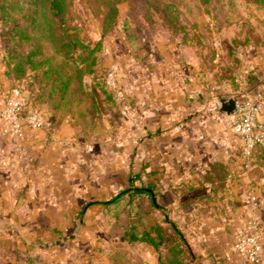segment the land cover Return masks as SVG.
I'll use <instances>...</instances> for the list:
<instances>
[{
  "label": "rangeland",
  "instance_id": "rangeland-1",
  "mask_svg": "<svg viewBox=\"0 0 264 264\" xmlns=\"http://www.w3.org/2000/svg\"><path fill=\"white\" fill-rule=\"evenodd\" d=\"M70 1L67 13L54 17L53 34L44 22L46 17L52 18L50 11L44 15L36 0H0V113L8 108L5 95L13 102H23L20 96L9 95L10 88L19 87L27 97L20 115L25 119L39 113L42 124L37 130L43 135V146L48 144L53 125L62 122L70 134L68 144L74 152L85 154V161L94 163L93 169L115 139L121 154V185L116 192L134 184L127 176L131 167L128 152L143 140L129 137L128 109L139 87L156 84L189 89L191 101H197L200 93L219 115L217 101L224 96L236 97L241 105L253 101L261 106L247 65L254 45L243 42L260 38L264 0ZM19 29L27 32L29 43L18 45ZM31 48L38 53L17 73L12 62ZM89 49L94 52L90 66V57L86 64L82 62ZM234 60L242 63L236 67ZM88 67L93 68L95 79L106 81L115 92L113 103L105 100ZM63 81L68 86L60 90ZM228 120L222 128L232 138H239L233 150L243 157L245 170L251 173L248 178L254 180L251 158L255 150L249 156L245 153L241 137ZM25 140L13 141L0 132V246H4L0 264H160L167 251L164 245L156 250L146 241H129V235L139 236L165 219L175 222L193 243L198 227L177 216L166 192H157L156 205L146 195L136 199L124 194L117 203L96 207H88L87 201L78 205L75 200L72 207L65 208L71 219L52 220L56 210L65 211L55 207L48 189L30 188L39 179L36 161L25 152L29 149ZM143 182L135 183L145 186ZM254 187L246 191L242 229L229 243L241 264H264L261 253L257 262H250L237 247L251 233L253 220L261 246L260 196L254 198ZM188 193L194 195L192 190ZM71 234L72 238L53 244ZM192 261L188 258V264Z\"/></svg>",
  "mask_w": 264,
  "mask_h": 264
},
{
  "label": "crops",
  "instance_id": "crops-1",
  "mask_svg": "<svg viewBox=\"0 0 264 264\" xmlns=\"http://www.w3.org/2000/svg\"><path fill=\"white\" fill-rule=\"evenodd\" d=\"M260 37L264 41V29ZM252 50L254 53L247 55V65L256 90L255 99L260 98V120L264 122V44L260 49L254 47ZM137 93L128 109L129 127L132 128L129 137L136 141L140 136L143 141L128 152L131 167L127 176L130 182H134L129 189L143 187L147 192L151 190L154 196H158L157 192H166L169 206L177 209V216L184 222L196 224L198 229L192 235V244L184 235L191 251L198 256V261L193 260L190 264H241L229 243L242 229L245 221L243 207L248 205L246 191L254 184L252 190L256 194L253 196H260L257 202L261 211V256L264 262V153L253 154L252 167L256 177L250 180L248 175L251 173L245 170L243 157L233 150L240 142L239 138H232L224 130L228 114L219 110V115L215 107L204 103L200 93L197 101H191L189 89L153 84L139 87ZM66 126L62 122L58 126L54 124L45 146L40 130L28 126L24 127L20 139H26L24 145L29 149L25 152L36 161L38 170L39 182H34L30 188L48 189L55 207H63L65 211L56 210L54 221H57L55 218L60 221L71 219V213L67 214L65 208L72 207L75 200L78 205L87 201L85 205L88 207L105 206L94 203L108 200L118 193L121 185V154L114 145L117 141L111 139L110 151L98 157L93 169L90 166L94 163L88 164L85 154L74 152L68 144L71 140ZM134 179H144L145 186L137 185ZM188 185L195 188L194 195L181 194ZM204 194L211 197L206 213L199 212L195 216L180 210L183 200ZM143 195L156 205L151 195L133 194L136 199ZM2 248L4 246H0Z\"/></svg>",
  "mask_w": 264,
  "mask_h": 264
},
{
  "label": "trees",
  "instance_id": "trees-1",
  "mask_svg": "<svg viewBox=\"0 0 264 264\" xmlns=\"http://www.w3.org/2000/svg\"><path fill=\"white\" fill-rule=\"evenodd\" d=\"M38 3H40L43 7V14L45 15L44 11L49 10L50 14L52 15V18L46 17L44 22L46 21L47 30L55 34L54 30V24L56 23V20L54 17L64 16L65 13L69 10V4L70 0H36ZM40 1V2H39ZM33 23H35L33 21ZM33 27V25H31ZM20 34V40L18 42V45H23L25 42L29 43L30 37L28 36L27 32L24 30L18 31ZM57 35V34H56ZM75 40V38H73ZM77 40V39H76ZM73 41V40H72ZM68 42V41H67ZM71 41L69 40V45ZM244 45H250L253 44L255 48H259L264 44V41L260 38L252 39H246L243 42ZM85 46V45H84ZM87 48V46H86ZM38 53V50L35 48H31V50H28L27 52H21V54L17 57L16 60H14L13 68L19 72H23L24 64L32 63L33 57ZM94 52L89 49L88 54L82 58V62L85 64L87 63V60L89 57L92 59L91 62H88V66L93 63V54ZM234 59V58H233ZM236 62V67L242 63L240 60H234ZM88 73L92 75V81H94V84H96L102 94L105 97V100L108 103H113V99L115 97V92H113L106 81H98L95 79L94 70L93 68L88 67ZM67 81H63L61 84V87H59L60 90H64L67 88ZM64 87V88H63ZM17 90L18 94L24 99V105L26 104L27 97L23 94L22 90L19 87H12L9 89V91ZM253 154H259L260 152L264 153V146H258L254 149ZM195 189L193 186L188 185L186 186V189L182 191L183 194H186L189 191H193ZM145 193L147 195H150L149 192L146 191L145 188L139 187L135 189H126L118 192L117 194L111 196L108 200L105 201H99L95 202L94 204H101V205H110L117 203L121 197L124 194H128L129 196L133 194H141ZM210 195L204 194V195H197L193 197H188L180 205V210L183 212H189L193 215H198L199 212L206 213L208 211V203L210 201ZM192 210V211H191ZM166 223L170 224L169 227H167ZM184 233L180 230V228L177 226L175 222L172 220L165 219L162 222H155L151 224L147 229H144L139 236L134 235L131 233L129 235V241H146L149 244H151L154 248L159 249L160 246H165L167 249V252L165 256L160 260V264H188V258L198 261V256H196L192 251L191 248L187 242V240L184 238Z\"/></svg>",
  "mask_w": 264,
  "mask_h": 264
},
{
  "label": "built area",
  "instance_id": "built-area-1",
  "mask_svg": "<svg viewBox=\"0 0 264 264\" xmlns=\"http://www.w3.org/2000/svg\"><path fill=\"white\" fill-rule=\"evenodd\" d=\"M9 93V95L20 96L17 90L9 91ZM5 100H7L8 108L0 113L1 134L8 136L13 141H19L23 135L25 124L32 129H37L41 126L42 120L39 113L33 112L25 119L21 117L19 109L24 105V99L22 103L13 102L5 95ZM11 104L14 105L12 108L10 107ZM259 109L260 106L253 101L245 102L244 105H241L238 101L237 109L233 113L228 114L230 117L228 120L229 126L241 137L245 153L248 156L256 147L264 146V122L259 120ZM257 229V222L251 221L249 223L251 233L237 244L238 250L250 262H257L261 253Z\"/></svg>",
  "mask_w": 264,
  "mask_h": 264
},
{
  "label": "water",
  "instance_id": "water-1",
  "mask_svg": "<svg viewBox=\"0 0 264 264\" xmlns=\"http://www.w3.org/2000/svg\"><path fill=\"white\" fill-rule=\"evenodd\" d=\"M217 103H218V108L225 114L233 113L238 107V100L234 96H231V95L219 98ZM148 192L150 193L152 201L155 204L156 200H155V196L153 192L151 190H148ZM73 236L74 234H71L68 237H64V238H61L60 240L55 241L53 244H57L62 241L68 240L72 238ZM32 245H35V244H32Z\"/></svg>",
  "mask_w": 264,
  "mask_h": 264
}]
</instances>
